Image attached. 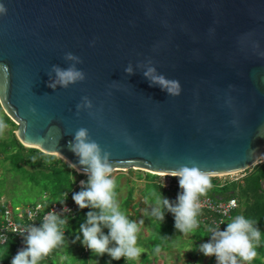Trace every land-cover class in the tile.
Masks as SVG:
<instances>
[{
    "label": "water",
    "instance_id": "obj_1",
    "mask_svg": "<svg viewBox=\"0 0 264 264\" xmlns=\"http://www.w3.org/2000/svg\"><path fill=\"white\" fill-rule=\"evenodd\" d=\"M0 4V105L25 147L86 172L70 150L84 128L113 172L264 165V0ZM54 66L84 79L62 86Z\"/></svg>",
    "mask_w": 264,
    "mask_h": 264
},
{
    "label": "clouds",
    "instance_id": "obj_2",
    "mask_svg": "<svg viewBox=\"0 0 264 264\" xmlns=\"http://www.w3.org/2000/svg\"><path fill=\"white\" fill-rule=\"evenodd\" d=\"M2 14H6V9L0 4V15ZM67 58L77 59L71 53L67 54ZM53 71L62 86L84 79V73L74 67L60 69L54 66ZM145 75L147 76V73ZM152 80L167 87L169 93L179 94L177 81H167L163 76L153 77ZM6 127L7 125L0 120V135ZM70 150L78 157L80 165L86 169L87 176L86 183L81 181L82 190L73 193L72 200L80 210L98 209V212H87L86 223H82L79 228L82 240L81 235H77L73 243L80 241L97 256L107 254L115 261L122 258L137 260L143 251L137 246L140 226L137 222L130 221L120 210L109 153L104 152L102 155L99 145L88 138V132L84 128L76 131L74 140L70 143ZM56 154L60 156L58 152ZM191 163L192 167L182 166L176 171L162 173L164 178L168 176L177 178L181 191L177 194L175 204L159 193L152 209V215L162 222L165 219V209L171 213L175 220V229L180 233L192 232L199 226L197 219L201 209L199 198L212 186L211 174L201 171L194 162ZM161 187H165L164 180ZM66 199L67 194L63 203ZM63 210L70 211L67 207ZM140 224H143V221H140ZM66 225L67 217L61 218L55 210L48 212L39 226L26 228L24 230L26 236L21 234L26 246L12 258L11 264H39V261L48 256L53 249L65 243ZM226 225L223 231L220 227H210L208 231L211 238L209 242L199 246V252L205 257H215L216 264L241 262L251 264L257 256L256 248L261 238L259 227L253 220L243 215L236 216ZM104 228L108 229L107 235L103 232ZM110 244L114 246L110 247Z\"/></svg>",
    "mask_w": 264,
    "mask_h": 264
},
{
    "label": "trees",
    "instance_id": "obj_3",
    "mask_svg": "<svg viewBox=\"0 0 264 264\" xmlns=\"http://www.w3.org/2000/svg\"><path fill=\"white\" fill-rule=\"evenodd\" d=\"M0 114L2 116L1 120L6 125L11 126L7 136H0V206L1 200L4 197H7L6 205L14 209L20 207L19 205L22 202L23 207H34L38 203L46 202L45 211H48L54 204L63 205L64 203L70 202L73 193L82 190L80 182L83 180L86 183L87 178L83 174H79L62 159L45 154L34 148L25 147L15 134L18 125L5 114L1 105ZM147 178L149 180L141 193L142 196L144 191L147 192L148 188H154L160 191L162 196L168 198L172 203H176L172 198V193L166 191L159 185L157 176L148 174ZM210 180L212 186L205 195H202L203 197H210L215 201L232 198L238 199L240 209L234 213V216L243 215L245 218L253 220L257 227H259L261 238L256 248L257 256L251 264H264V191L262 190L264 165L259 164L247 170L244 176L237 181L227 180L225 182L226 185L223 187L219 186L220 181L217 178L210 177ZM119 184L120 181H118L115 188L117 200L119 199ZM133 193L134 188L131 187L128 195L120 200V210L126 216H128V208L134 200ZM28 194H31L29 200ZM66 194L67 199L63 203ZM19 196L20 198H18ZM31 198L38 200V202H32ZM25 199L28 201L26 206L24 203ZM17 200L19 202L15 203ZM88 211L98 212V209H83L75 217H67V225L64 229L66 237L65 243L53 249L48 256L39 261V264H87L95 259L97 255L84 247L80 241L73 243L75 237L81 235L79 228L82 223H86ZM3 214L4 209L0 207V226L3 222ZM131 218L134 219L133 216ZM14 220L20 223L23 222L17 216L14 217ZM39 220L40 218H38ZM164 221L166 222L167 228L164 229L167 233L165 240L173 241L171 234L176 230L174 226L175 220L173 215L168 213L166 209ZM104 230L106 231L104 234L107 235L108 229L104 228ZM205 232L207 233V231ZM164 245V243L160 244L161 249ZM18 246L19 239L14 235H10L6 244L0 245V264H11V260L16 255ZM105 255L102 256L105 259L101 264H130V260L122 258L119 261H115L109 256L107 258Z\"/></svg>",
    "mask_w": 264,
    "mask_h": 264
},
{
    "label": "rangeland",
    "instance_id": "obj_4",
    "mask_svg": "<svg viewBox=\"0 0 264 264\" xmlns=\"http://www.w3.org/2000/svg\"><path fill=\"white\" fill-rule=\"evenodd\" d=\"M1 119H2V116L0 114V120ZM16 125H18V124L16 123ZM10 129H11V126L7 125V127L4 130L2 135L7 136ZM16 131H15V133H16ZM80 174H82V173H80ZM148 174L157 175L154 173H149V172L144 171L142 169L128 170V171L119 169V170H116L113 172V177H114L115 181L117 179L116 185H117L118 181H120V184H119L120 191L118 194L119 195V199H118L119 205L121 202L120 200L123 199L124 197H126L130 191V188L133 187L134 188V193H133L134 200H133L132 205L128 209V213L131 215L135 214L137 216V211H138V215H139L135 219H132L131 217L127 216V218L130 221H135L140 226V231L138 233V239H137V246L143 250L142 255L137 260H130L129 263L130 264H170V263L173 264L174 259L169 260V261L168 260H164V261L160 260V258L165 257L166 251H161V252L157 251V248H159V250L161 249V246H160L161 243H164L167 247H169L168 250H170V248L172 249L171 240L170 241L165 240L167 237L166 236L167 233L164 230V229H167L166 228V222L165 221L162 222L159 219H157L154 215H152V209L155 207L156 200L159 197V193H161V192L154 189V188H148L147 192L144 191V193H143L144 197L141 195L143 189L145 188V185L147 184V181L149 180L147 178ZM237 174H239V175H236V173H234V174L229 175L228 177H225V176H224V178L218 177L217 179L220 182H222V181H226L228 178L233 180L235 178H240L242 176L241 173H237ZM83 175L87 178V176L84 173H83ZM157 177L160 178V176H157ZM220 177H222V176H220ZM129 179H130V181H129ZM157 180L159 181V179H157ZM80 185H81V183H80ZM28 195H29V197H28ZM28 195H26V197H28V200H29L31 197V194H28ZM32 197H33V194H32ZM18 198H20V196ZM31 199H32V202H34V203L38 202V200H36V199H33V198H31ZM6 200H7V197H4V198H2L1 201H6ZM17 202H19V200L15 201V203H17ZM24 203H25V206H26V204H28L27 199L24 200ZM71 203H74L72 198H71ZM22 204H23V202L21 203V205H19L21 208L23 207ZM136 208H137V211H136ZM146 208H147L148 213H147V211H145ZM149 211H151V212H149ZM146 213H147V217L145 218ZM140 221H143V224H140ZM103 232L106 233L105 230ZM193 232L197 233V231L195 229L193 230ZM81 237H82V235H81ZM159 242H161V243H159ZM112 246H114V245H111L110 247H112ZM189 251H190V249H189ZM105 256L108 258L107 254ZM104 259H105V257L98 256L93 261H91L87 264H101L104 262ZM212 264H215V260L212 261Z\"/></svg>",
    "mask_w": 264,
    "mask_h": 264
},
{
    "label": "built area",
    "instance_id": "obj_5",
    "mask_svg": "<svg viewBox=\"0 0 264 264\" xmlns=\"http://www.w3.org/2000/svg\"><path fill=\"white\" fill-rule=\"evenodd\" d=\"M245 172H241V177L244 176ZM236 175L239 174L236 173ZM155 176H160V178H158L159 181L157 180L160 186H162L164 180L165 187L162 188L172 193V198L174 199V201H176L177 194L181 191V189L179 188L178 179L171 176L164 178L163 175L158 174ZM224 176L228 177L229 175ZM224 176H217L212 178H224ZM238 179L239 178H235L231 180L228 178L227 180L237 181ZM226 181L219 182V186L223 187L224 185H226ZM199 200L201 209L198 218L199 226L196 229H203L207 231L208 236L205 239V243H207L211 238V233L208 231V229L210 227H220V230L223 231L227 226L226 224L235 218L234 213L240 209V203L236 198L215 201L210 197L200 196ZM45 204L46 202H43L38 203L34 207H17L13 209L6 205V201H1L0 207L4 209V214L2 216L3 222L0 226V245L6 244L9 236L14 235L19 239V246L17 249L18 252L26 246L24 243V238L21 236V234L26 236L27 233L26 231H24L26 228H29L33 225L39 226L43 222L44 216L48 212L55 210L61 216V218H65L68 216L75 217L80 212V209L77 207V205L75 203H71V201L64 203L63 205L54 204L48 211H45ZM64 207H67L70 211L68 212L66 210H63ZM15 216H17L24 223L16 222L14 220ZM38 218H40L39 221Z\"/></svg>",
    "mask_w": 264,
    "mask_h": 264
},
{
    "label": "crops",
    "instance_id": "obj_6",
    "mask_svg": "<svg viewBox=\"0 0 264 264\" xmlns=\"http://www.w3.org/2000/svg\"><path fill=\"white\" fill-rule=\"evenodd\" d=\"M145 211H147V208L145 209ZM147 213L145 215V218L147 217ZM131 216H133L135 219L137 216H139L138 211H137V216H135V214L131 215L128 213V217ZM195 230L197 231V233H194L193 231L190 233H180L179 231L175 230L171 234L173 237V241H171L172 249L170 248V250H168L169 247L164 245L163 248L160 249L159 251L160 252L166 251V254L165 257L160 258V260L169 261L174 259L173 264H212V261L215 260V257H211V258L205 257L201 252H199V246L205 243V239L207 238L208 234L203 230H197V229ZM97 257L98 256H96L95 258ZM215 264H216V260H215ZM241 264H243V262H241Z\"/></svg>",
    "mask_w": 264,
    "mask_h": 264
},
{
    "label": "bare ground",
    "instance_id": "obj_7",
    "mask_svg": "<svg viewBox=\"0 0 264 264\" xmlns=\"http://www.w3.org/2000/svg\"><path fill=\"white\" fill-rule=\"evenodd\" d=\"M28 147H31V146H28ZM145 171V170H144ZM79 173H84L85 174V172H81V171H78ZM152 173V172H151ZM154 174H158V175H162V173H154ZM232 174H234V173H232ZM219 176H224V175H219Z\"/></svg>",
    "mask_w": 264,
    "mask_h": 264
}]
</instances>
